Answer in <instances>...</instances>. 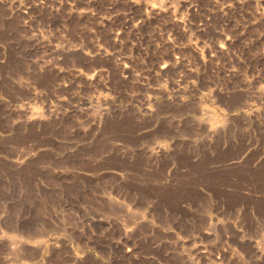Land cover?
<instances>
[{
	"label": "rangeland",
	"instance_id": "rangeland-1",
	"mask_svg": "<svg viewBox=\"0 0 264 264\" xmlns=\"http://www.w3.org/2000/svg\"><path fill=\"white\" fill-rule=\"evenodd\" d=\"M0 264H264V0H0Z\"/></svg>",
	"mask_w": 264,
	"mask_h": 264
}]
</instances>
